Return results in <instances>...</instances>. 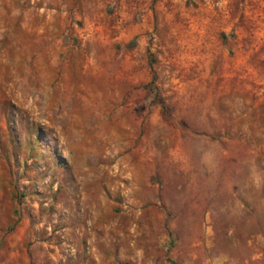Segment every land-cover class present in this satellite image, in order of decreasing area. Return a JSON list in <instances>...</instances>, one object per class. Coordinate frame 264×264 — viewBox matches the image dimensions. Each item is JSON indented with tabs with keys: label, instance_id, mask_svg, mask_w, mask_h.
<instances>
[{
	"label": "rangeland",
	"instance_id": "1",
	"mask_svg": "<svg viewBox=\"0 0 264 264\" xmlns=\"http://www.w3.org/2000/svg\"><path fill=\"white\" fill-rule=\"evenodd\" d=\"M0 264H264V0H0Z\"/></svg>",
	"mask_w": 264,
	"mask_h": 264
}]
</instances>
